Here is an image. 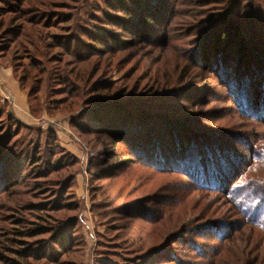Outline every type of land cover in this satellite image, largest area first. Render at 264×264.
Instances as JSON below:
<instances>
[{
	"label": "rangeland",
	"instance_id": "obj_1",
	"mask_svg": "<svg viewBox=\"0 0 264 264\" xmlns=\"http://www.w3.org/2000/svg\"><path fill=\"white\" fill-rule=\"evenodd\" d=\"M139 3L157 10L154 22L138 16ZM236 17L241 38L229 29ZM257 26L264 0H0V62L29 73L40 120L19 131L16 167L0 180V264H264V226L235 209L264 187V95L259 104L251 95L264 93ZM102 97L119 104H91ZM163 102L156 113L141 109ZM2 104L0 130L13 129ZM162 113L184 121L201 150L222 153L236 176L228 190H202L171 164L155 168L139 153L149 148L139 128L129 129L132 143L110 135L129 115L143 125Z\"/></svg>",
	"mask_w": 264,
	"mask_h": 264
},
{
	"label": "trees",
	"instance_id": "obj_2",
	"mask_svg": "<svg viewBox=\"0 0 264 264\" xmlns=\"http://www.w3.org/2000/svg\"><path fill=\"white\" fill-rule=\"evenodd\" d=\"M156 1L160 2L161 0H156ZM138 5H139L138 6L139 8L137 9L140 10L139 11L140 14L138 16L142 17V21L145 20L144 22L147 23L148 25L151 22H154V20H150L149 17L152 14L151 12L157 13V10L155 11L154 9H150V7H148V5L145 3H144L145 6L141 3H139ZM12 8H15L16 10L15 6H13ZM151 17H153V15ZM154 17H155V20L159 22L163 16L155 15ZM238 18L239 17L232 19L229 24L230 25L229 29L231 30L232 33L234 32L233 35L235 36V38L242 37V33H240L237 28L238 26H240L239 25L240 20H238ZM118 22L119 24L116 23L118 25V28L125 27L124 26L125 23L122 22V20ZM38 23L41 24V22H38ZM254 31H255L253 32L254 37H256V35L260 36V34L264 36V30H261L258 26L256 27ZM87 39H89V36L87 37ZM256 41L258 40L255 39V41H253L254 42L253 46H256V48L246 47V46L243 48L244 51H248L247 52L248 55H250L249 50L251 48L253 49V52L257 51L258 44L256 43ZM73 42H74V39L72 40L71 38H64L63 41L61 42L63 49L65 45V44L63 45V43L68 44V46H65L66 50L65 49L64 50L69 56L75 55V53L73 54V52H71L72 47H74ZM69 43H70V49L68 48ZM215 43H216L214 46V52H216L215 54L218 56L222 55L223 52L222 53L220 52L221 49L219 47L221 46L224 47L225 43L223 44L222 41H220L219 39ZM102 44L104 48V43H101V45ZM95 45L97 44L95 43ZM75 56L77 58V56L79 57L80 55H75ZM90 56L91 55H85V56L78 58L79 63L80 64L88 63V58ZM247 69L248 71L245 70L246 75L250 71L249 70L250 68H247ZM14 75L18 79L21 89L28 94L29 100L31 103L32 90H29L27 86L25 85V81L30 79L29 73L28 74L25 73V76L23 78H19L17 74H15V72H14ZM57 76H61V75L57 74ZM61 79L63 80V76ZM61 84L65 85V87L66 86L71 87V89H73V86L75 85L74 83L71 82V80H67V81L64 80ZM262 94L264 95L263 92L258 93V95H256V93L251 91L252 99H255L258 104H259L258 100L263 99L260 97V96H263ZM100 100H103V102H99ZM100 100L98 101V100L92 99L90 100V102L94 106L102 105L104 109H108L109 107L113 108L115 105L119 104L118 103L119 101H112V98L110 97H102L100 98ZM2 105L6 108V114H7L8 121L11 123V125L14 126V128L16 127L18 129V130H15L17 132L16 134H14L15 132H13L14 128L13 129L7 128L4 130H0V164H2V166H0V180L4 181V183L6 184L8 183L9 178L12 177L11 171L13 170V168L16 167L14 164L15 160H17V158H15V155L17 157V153L19 151L16 146L18 141L14 142V139L19 134V131H22L21 129H25V128L27 129L29 128V126H26L25 124L20 122L13 114H11L7 104L3 103ZM262 105L264 107V102H262ZM165 106H166L165 102L161 104L152 103V104L145 105V106L143 105L141 109H145L143 111L148 110L152 113H156L157 111L164 109ZM30 108H31V112L33 111V113H35V110L32 104ZM165 110L168 111L167 109ZM2 117L3 115L0 113V118ZM160 117H161L160 120L157 121L155 124L145 119L146 118L145 117L144 119L139 120L143 122L144 124L138 125L137 122H135L138 120H135L133 116L129 115L127 116V120L126 119L124 120L125 123L123 124V126L125 125L128 127L125 129L123 127L119 128L117 127L118 122L117 123L114 122L112 124L113 126L110 128L111 129L110 135L115 134L117 135L118 138L124 140L125 142L128 141L129 143H132L131 132L129 129L134 128V131H135L136 128H139L137 131H135L136 133L140 132V135H138L139 137L137 140L140 141V143L143 145L144 148L146 147V145L149 146L148 149H141L139 153H141L140 154L141 156L146 154V156H144V159L146 157V159H149L148 161H152L153 163H156L155 165H153L155 168L160 166V164L161 165L171 164L185 171V173H187L188 178H190L193 182H195L199 186V188L202 190L209 189V188H213V190H216L218 188L219 190H223V191L228 190L230 183L234 181V179H236V176L233 173V170H234L233 167L227 166L225 162L223 161L222 153L220 152V156H217V154L213 152L212 150L213 148L212 149L209 148L210 146H207L206 148H203V150H201L202 146L196 145V143L193 140L194 139L193 133H187L186 131L182 130L181 127L178 126V125L185 123L184 121L182 120L178 121V119L177 120L172 119L171 117L163 113L160 114ZM118 121L121 122V118H119ZM126 123H128V125ZM136 124L140 127H137ZM156 125H158V128H160V130H158L157 132L158 135L153 133V131L151 130L146 131L147 128L150 129V127H155ZM49 134H50L49 136L52 137L51 136L52 133L50 131H49ZM148 136H152V137L148 138ZM204 136L209 137L208 135H204ZM158 137L160 138L158 139ZM185 139L187 140V143L184 141ZM36 145H37L36 148L33 149V152L30 151V154L33 155V153L34 154L38 153L39 145H41L40 139ZM204 145L206 144L204 143ZM31 147H33V143L30 142L27 145L26 149L31 150L30 149ZM157 162L158 163L160 162V163L158 164ZM11 164L14 165L13 168L11 167ZM230 190L229 192H227L228 193L227 197L229 199H232L235 197L234 195L235 193H233V191H230ZM257 190H258L257 192L253 190L251 193H249L250 201L247 205H251V206H244V207L235 206V209L239 211L240 217L245 221V223H247L249 226L252 225L251 227H255V228L264 226V187L261 190L260 188ZM220 225H221L220 228L228 227L223 223H220ZM40 227L41 226H39V228ZM39 228H36L34 231H39ZM219 239L220 241H222L221 238ZM22 257L21 259H23ZM170 259H171L170 260L171 262H176L177 260V259L175 260L172 257Z\"/></svg>",
	"mask_w": 264,
	"mask_h": 264
},
{
	"label": "crops",
	"instance_id": "obj_3",
	"mask_svg": "<svg viewBox=\"0 0 264 264\" xmlns=\"http://www.w3.org/2000/svg\"><path fill=\"white\" fill-rule=\"evenodd\" d=\"M0 102L9 107V111L20 122L28 126L39 123L30 108L29 97L21 89L20 83L16 80L13 71L0 63Z\"/></svg>",
	"mask_w": 264,
	"mask_h": 264
}]
</instances>
